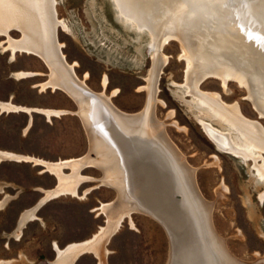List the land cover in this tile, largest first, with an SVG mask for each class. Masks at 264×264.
Segmentation results:
<instances>
[{
    "label": "rangeland",
    "instance_id": "374dc122",
    "mask_svg": "<svg viewBox=\"0 0 264 264\" xmlns=\"http://www.w3.org/2000/svg\"><path fill=\"white\" fill-rule=\"evenodd\" d=\"M154 1L158 20L154 25L160 31L152 38L144 30L148 26L142 29L126 21L114 0H55L56 19L66 25H56V39L63 44L60 46L66 63L72 65L78 80L95 94L104 93L117 115L138 116L145 111L153 56L151 43L164 34L169 35L165 30L177 27L183 35L186 33L187 40L197 42L195 49L199 44L206 53L214 49V23L209 21L198 27L182 21L178 15H184L182 11L188 8L186 1L199 4V0ZM152 14L147 17L149 22H153ZM180 32L176 35L183 37ZM174 34L161 42L158 57L154 59L158 62L161 59L162 64L160 69L157 67L156 89L150 106L152 118L161 124L164 138L188 173L190 187L200 205L193 208L188 204L189 210L205 215L213 240L215 237L232 262L254 264L264 257V196L261 199L264 182L256 176L252 158L242 159L216 148L198 120V111L203 107L194 93H215L223 104H236L242 117L256 123L264 134V110L255 103L258 98L264 99V79L250 76L251 83H241L229 77L223 83L219 76L203 73L196 88L191 87L189 77L195 65L188 67L185 58L189 53L188 42L186 39L181 42ZM7 35L18 39L21 31L11 26ZM7 35L0 33V102L19 108H0V151L22 157H0V260L15 256L20 246L34 256V264H53L57 252L51 243L53 235L60 240L64 236H81L80 240L90 237L107 224L101 204L112 201L116 204L118 193L112 184L104 181L106 172L99 165L102 156L90 144L87 129L77 113L79 105L59 87H41L40 83L50 79L48 65L33 52L17 50L12 55L6 48ZM251 50L253 55L257 54L256 47ZM259 50L263 53L261 47ZM261 52L258 55L263 56ZM242 55L239 51V56L233 59L245 66L247 59ZM239 67L241 72L245 70ZM21 72L32 74L19 75ZM24 108L31 110L27 112ZM39 109L67 112L47 116ZM202 117L220 128L215 118ZM263 152H260L262 156ZM82 156L94 163L79 169L83 178L77 183L76 194L60 193L37 207L35 204L45 195V190L56 186L57 177L34 159L58 162ZM261 162L258 158L257 163ZM63 171L70 174L71 168L64 166ZM180 191L175 193L174 200L180 201ZM34 205V215L26 220L25 234L16 241L17 219ZM116 229L98 243L102 261L88 251L78 255L73 264H174L173 239L166 226L152 215L132 210L122 217Z\"/></svg>",
    "mask_w": 264,
    "mask_h": 264
},
{
    "label": "bare ground",
    "instance_id": "6f19581e",
    "mask_svg": "<svg viewBox=\"0 0 264 264\" xmlns=\"http://www.w3.org/2000/svg\"><path fill=\"white\" fill-rule=\"evenodd\" d=\"M114 2L118 12L126 21L136 23L138 28L148 26L144 27V30L150 32L149 35L152 38L155 33L160 31L154 25L157 20V15L154 13V0H114ZM186 2L188 3L186 7L190 9H184L182 11L184 15L178 14L179 18L184 22L195 23L198 27L205 23L207 25L209 21L214 23V27L212 26L216 33L215 41H213L215 42L214 49L206 53L207 50L200 44L195 49L197 42L195 43L191 39L187 40L186 33L183 35L177 27L165 30L169 35L164 34L163 36L166 37L163 40V36L160 40L153 39V43H151L153 56L150 78L147 82L149 87L145 111L134 116L117 115L116 108L105 99L103 92L95 94L96 92L92 91L94 92L92 94L89 89L84 87L85 84L82 80H77L71 69L72 65L63 62L60 56L63 53L59 54L58 52L62 43L57 41L54 31L57 23L64 27L66 25L56 19L55 0H0V33L7 35L8 28L11 26H16L21 31V36L18 39L7 35L6 48L10 49L12 55L17 50L36 53L46 62L50 69V79L40 83V86L43 88L46 86L59 87L79 105L77 113L87 129L90 144L96 150L98 149L97 152L102 156V159H99V165L106 172L107 177L104 181L112 184L118 193L116 204L112 201L102 203L100 206V209L106 214L107 224L100 227L87 240L70 244L65 249L56 246L59 256L53 264H71L77 254L85 250L93 252L99 261H102L99 241L103 237H108L110 233L112 234L121 223L122 217L129 215L132 210L144 211L166 226L173 239L174 264L176 260H178L176 262L178 264H241L232 262L224 254L222 246L215 237L213 240L210 228L206 227L205 215L202 212L199 215L194 214L195 212L193 213L188 208V204L193 208L200 206L193 188L190 187L188 173L164 138L160 130L161 124L156 123L150 112L156 74L158 75V69L162 64L160 57L159 62L154 59L158 57L161 42H165L171 34L175 33L174 35H176L180 32L183 37L178 34L176 36L181 39V42L185 41L184 39L188 42V45L185 44L189 49L188 55H185L189 62L188 67L193 63L195 65V68L192 67L189 77L192 81L189 86L196 88L197 81L200 77L202 79L203 73L206 75L215 74L222 79L223 83L229 77L236 78L241 83H249L250 76H253L255 80L257 76L264 79V71L261 72L257 68V66L264 68V14L262 15L256 5V0H199V4ZM150 12L153 13L151 16L153 22L147 20ZM136 25L134 24V26ZM200 46L201 48H199ZM251 47H256L257 54H252ZM236 49L244 54L240 57L247 59L245 66L237 64L233 59L239 56V51H237V55L234 53ZM260 52L263 56L258 55ZM239 66H242L245 72H241ZM18 74L27 75L32 72ZM102 83L103 86L106 84L105 77ZM194 97L200 107H203L198 111L200 114L198 120L203 131L213 141L216 148L234 153L242 159L252 158L256 176L264 182V156L260 153L264 151V134L263 131H260L262 128L260 129L256 123L243 118L236 104H223L215 93L197 92L194 93ZM255 103L264 110V99L258 98ZM0 108L16 110L19 107L11 103L0 102ZM24 109L27 112L31 110L30 108ZM39 111L47 116L51 113L67 112L52 109H39ZM204 115L212 119L215 118L221 126L226 127L225 131L223 127L217 128L211 122L205 121L202 117ZM258 124L260 125V123ZM260 126L262 127V125ZM4 156L22 157L0 151V157ZM258 158L261 159V163H257ZM34 160L41 163L45 170L54 173L57 177L56 186L52 190L46 191L45 197L39 203L50 196L64 192L76 194L77 183L83 178L79 169L92 161L87 156L58 162ZM64 166L71 168L70 174L64 173ZM177 191L181 193L180 201L174 200ZM263 196L261 195V199ZM37 205L39 204L37 203ZM36 206L26 210L22 214L21 220L34 215ZM70 255L71 260L66 263L65 259ZM257 262L264 264V257L262 259L259 257L255 263Z\"/></svg>",
    "mask_w": 264,
    "mask_h": 264
},
{
    "label": "crops",
    "instance_id": "0c3cea01",
    "mask_svg": "<svg viewBox=\"0 0 264 264\" xmlns=\"http://www.w3.org/2000/svg\"><path fill=\"white\" fill-rule=\"evenodd\" d=\"M48 190H50V189H47V190H45V195H46V191H48ZM45 195L44 196H42V198H40L39 199V201L41 200V199H43L44 197H45ZM54 196H56V195H54ZM54 196H50V197H48V198H46L44 201L46 202V200H49L50 198H52V197H54ZM39 201H37L36 202V204L39 202ZM43 201V202H44ZM43 202H41L40 204H42ZM35 204V205H36ZM39 204V205H40ZM34 205V206H35ZM38 205V206H39ZM37 206V207H38ZM31 208V207H30ZM30 208H28V209H30ZM25 210H27V209H25ZM24 210V211H25ZM23 211V212H24ZM23 212H22V214H23ZM22 214H21V216H22ZM21 216L17 219V223H16V225H15V233H14V237H15V239H16V241H19V239L25 234V231H23L24 230V228L26 227L25 225H26V220L29 218V217H27L26 219H23V221L21 220ZM25 220V221H24ZM23 223V224H22ZM95 233V232H94ZM93 233V234H94ZM11 234V233H10ZM92 234V235H93ZM91 235V236H92ZM90 236V237H91ZM81 236H78V237H70V238H65V236H64V238H63V240H60V238L57 236V235H53V239H51V243H52V245H53V247H54V249L57 251V249H56V246H58L59 248H62V249H65V248H67L70 244H73V243H78V242H82V241H84V240H86V239H88V238H90V237H88V238H85V239H83V240H80L81 238H80ZM47 239L48 238H46L45 239V241L46 242H48L47 241ZM63 241V242H62ZM26 248H24V247H20V246H18V248H17V250H16V253H15V256H11V257H9L8 258V260H0V262H2V263H6V264H9L8 262H10L11 264H34V262H35V259H34V256H32L31 255V253L29 254V252L27 251V250H25ZM83 252H88V251H82V252H80V253H78L77 254V256L78 255H80L81 253H83ZM58 251L56 252V258H55V261L58 259ZM77 256L71 261V264H73L74 263V260L77 258ZM70 257H71V255L69 256V258H67V259H65V262H70V260H68V259H70ZM50 262V261H49Z\"/></svg>",
    "mask_w": 264,
    "mask_h": 264
},
{
    "label": "water",
    "instance_id": "95a60500",
    "mask_svg": "<svg viewBox=\"0 0 264 264\" xmlns=\"http://www.w3.org/2000/svg\"><path fill=\"white\" fill-rule=\"evenodd\" d=\"M256 5L258 6V8L261 10V12H262V15L264 14V0H256ZM263 17H264V15H263ZM54 33H55V38H56V27H55V31H54ZM160 40V39H159ZM58 52H59V54H60V52H62L61 51V47L59 46V50H58ZM61 56V59L63 60V62L65 63L66 62V60H65V55H60ZM73 70V69H72ZM74 72V71H73ZM75 75V74H74ZM76 78H77V76H75ZM77 80H78V78H77ZM84 87L85 88H87V89H89L90 91H92L90 88H88L87 87V85H84ZM163 134L165 135V133H164V131H163ZM167 138V137H166ZM167 140H168V142L175 148V146L170 142V140L167 138ZM176 149V148H175ZM177 151V150H176ZM179 154V153H178ZM181 156V155H180ZM182 159V158H181ZM184 162V161H183ZM185 163V162H184ZM186 165V164H185ZM187 166V165H186ZM193 177V176H192ZM179 195V194H178ZM114 200H116V198L114 199ZM38 204H40L39 202H38ZM38 206V205H37Z\"/></svg>",
    "mask_w": 264,
    "mask_h": 264
}]
</instances>
